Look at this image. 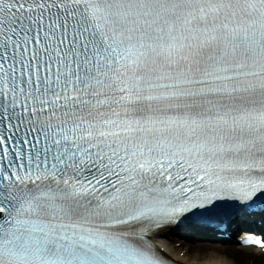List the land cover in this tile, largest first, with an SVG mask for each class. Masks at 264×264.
I'll return each mask as SVG.
<instances>
[{
	"label": "snow or ice",
	"instance_id": "obj_1",
	"mask_svg": "<svg viewBox=\"0 0 264 264\" xmlns=\"http://www.w3.org/2000/svg\"><path fill=\"white\" fill-rule=\"evenodd\" d=\"M225 197L264 204V0H0V264H161Z\"/></svg>",
	"mask_w": 264,
	"mask_h": 264
},
{
	"label": "bare ground",
	"instance_id": "obj_2",
	"mask_svg": "<svg viewBox=\"0 0 264 264\" xmlns=\"http://www.w3.org/2000/svg\"><path fill=\"white\" fill-rule=\"evenodd\" d=\"M167 240V241H166ZM173 239H165L166 245L179 251L183 244H172ZM188 262L202 264H264V250L254 251L233 243L215 245L214 241L197 240L185 246Z\"/></svg>",
	"mask_w": 264,
	"mask_h": 264
},
{
	"label": "rangeland",
	"instance_id": "obj_3",
	"mask_svg": "<svg viewBox=\"0 0 264 264\" xmlns=\"http://www.w3.org/2000/svg\"><path fill=\"white\" fill-rule=\"evenodd\" d=\"M176 241H178V239L175 238V237H173V242H176ZM214 244L217 245L218 243L216 244V242L214 241ZM230 244H231V243H230Z\"/></svg>",
	"mask_w": 264,
	"mask_h": 264
}]
</instances>
